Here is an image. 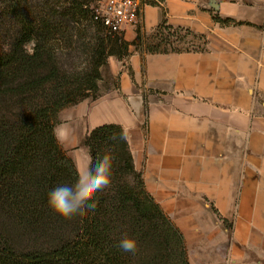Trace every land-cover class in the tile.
Here are the masks:
<instances>
[{"label": "crops", "instance_id": "0c3cea01", "mask_svg": "<svg viewBox=\"0 0 264 264\" xmlns=\"http://www.w3.org/2000/svg\"><path fill=\"white\" fill-rule=\"evenodd\" d=\"M164 20L204 35V50L110 56L109 88L59 113V143L88 168V132L127 128L148 192L191 249L212 252V264H264V0L143 6V30Z\"/></svg>", "mask_w": 264, "mask_h": 264}, {"label": "trees", "instance_id": "16d2710c", "mask_svg": "<svg viewBox=\"0 0 264 264\" xmlns=\"http://www.w3.org/2000/svg\"><path fill=\"white\" fill-rule=\"evenodd\" d=\"M31 1L14 0L1 11L14 16L15 27L12 33L0 21V264H191L185 236L148 192L129 140L109 139L120 124L97 126L82 142L90 166L106 153L115 158L94 210L63 217L50 206L49 193L78 178L74 160L53 134L58 115L99 97L108 58L201 51L202 45L179 48L173 39L204 35L164 20L152 35L139 26L128 42L108 33L79 0H42L39 12ZM90 28L97 37L89 38ZM33 38L29 55L24 45ZM124 238L136 240L134 253L120 249Z\"/></svg>", "mask_w": 264, "mask_h": 264}, {"label": "clouds", "instance_id": "9594fccd", "mask_svg": "<svg viewBox=\"0 0 264 264\" xmlns=\"http://www.w3.org/2000/svg\"><path fill=\"white\" fill-rule=\"evenodd\" d=\"M37 41L33 38L25 45V51L31 55L34 54V48ZM127 128H122L119 133H112L110 140L126 141L128 139ZM53 134L58 141L64 137L63 131L57 127L53 129ZM114 156L106 153L98 156L94 166L88 168L82 167L79 159L75 161L77 180L74 185H60L53 188L49 193L50 206L61 216L70 218L77 213L85 214V209L92 211L96 208L95 198L100 190L107 188L111 182ZM119 247L125 252H135L137 243L135 239L124 238L119 242Z\"/></svg>", "mask_w": 264, "mask_h": 264}, {"label": "built area", "instance_id": "2783aa9c", "mask_svg": "<svg viewBox=\"0 0 264 264\" xmlns=\"http://www.w3.org/2000/svg\"><path fill=\"white\" fill-rule=\"evenodd\" d=\"M90 10L94 21L101 23L110 34L123 35L128 27L138 28L143 19V6L160 7L165 0H79Z\"/></svg>", "mask_w": 264, "mask_h": 264}, {"label": "rangeland", "instance_id": "374dc122", "mask_svg": "<svg viewBox=\"0 0 264 264\" xmlns=\"http://www.w3.org/2000/svg\"><path fill=\"white\" fill-rule=\"evenodd\" d=\"M13 1L14 0H0V21L2 23H4V25H2V26H4L6 29L11 31L12 33L14 32L13 29L15 27L14 16L11 13L8 14V16L7 15L5 16L4 13H1V11L3 9H6L7 7L12 6ZM40 1H42V0H32L30 2V4L32 3L33 5H35L37 7H40V8H37L35 10L36 12L38 10L42 9V5L38 4ZM43 2H44V0H43ZM147 32L150 33V35H152L153 31H147ZM98 34L99 33L96 30H94L92 28L89 29V38L97 37ZM101 36L103 37V39H107V37L105 36V34L103 32L101 33ZM173 41H175L176 45L179 48H184V49H195L196 47L201 45L200 44L201 42H200L199 39H194L192 37L191 38H187V39H185L183 41H179V40H175V39H173ZM102 70H103V68H102ZM102 77H103V74H102ZM109 85H110L109 82L108 81L105 82L104 79H102V81H99L100 89H99V92L96 95L100 96L103 91H105V90H107L109 88ZM58 119H59V115H58ZM185 242H186V246H187V249H188L189 260H190L191 264H212L210 261L207 260V257H209L212 254V252H201V251H198V250H196V248L199 247L197 245L194 246V249H191V246H189L187 244L186 240H185ZM226 250H227L226 248H223L221 253L226 254Z\"/></svg>", "mask_w": 264, "mask_h": 264}]
</instances>
